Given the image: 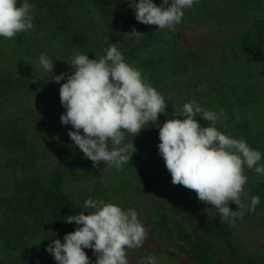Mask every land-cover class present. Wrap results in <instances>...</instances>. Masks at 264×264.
Here are the masks:
<instances>
[{"label":"trees","instance_id":"obj_1","mask_svg":"<svg viewBox=\"0 0 264 264\" xmlns=\"http://www.w3.org/2000/svg\"><path fill=\"white\" fill-rule=\"evenodd\" d=\"M135 2L28 0L33 28L15 39L0 36V264H57L45 249L78 227L66 216L90 211L83 208L89 197L137 212L147 236L126 250L129 264H141L139 252L157 264L173 256L185 264H264V175L245 165V207L229 204L244 215L230 227L194 191L171 183L156 125L126 134L137 151L112 185L105 173L116 168L94 167L69 138L72 126L60 122L66 109L51 75L74 72L68 63L76 52L98 59L116 43L164 97L157 124L194 99L218 114L219 131L260 151L264 164V0H199L175 31L138 22ZM133 27L143 35L127 34ZM41 54L53 61L52 74L40 66ZM254 196L260 203L252 210ZM245 222L262 233L253 245ZM84 251L95 264L93 250Z\"/></svg>","mask_w":264,"mask_h":264},{"label":"clouds","instance_id":"obj_2","mask_svg":"<svg viewBox=\"0 0 264 264\" xmlns=\"http://www.w3.org/2000/svg\"><path fill=\"white\" fill-rule=\"evenodd\" d=\"M195 3L199 0H162L157 6L153 0H139L132 9L138 22L175 31L184 9ZM34 8L28 0L19 5L18 0H0V36L12 39L32 29ZM127 34L143 35L134 27ZM38 59L44 71L52 74L53 61L46 54ZM68 64L74 72L51 75L50 79L60 84V102L66 109L60 122L72 126L69 138L94 167L103 162L107 167L122 169L137 151L133 140L125 143L126 134L135 137L145 125H156L159 154L171 174V183L194 191L200 202L212 206L221 222L235 227V220L243 218L244 212L233 211L229 204L245 207L241 199L248 179L245 165L264 175V164L258 165L260 151L250 148L243 139L219 131L218 114L202 108L194 99L183 104L182 113L174 112L175 118L157 124L167 107L164 97L146 75L125 61L116 43L98 59L76 52ZM62 80L66 82L61 84ZM180 115L184 118H178ZM197 116L210 126H202ZM259 203L258 196L252 197L251 209ZM83 208L90 211L66 216L65 222L78 227L65 234L63 242L55 239L45 250L57 264H92L84 249L93 250L95 264H129L126 250L141 247L147 236L137 212L91 197L84 201ZM141 264H157L156 257H145Z\"/></svg>","mask_w":264,"mask_h":264},{"label":"rangeland","instance_id":"obj_3","mask_svg":"<svg viewBox=\"0 0 264 264\" xmlns=\"http://www.w3.org/2000/svg\"><path fill=\"white\" fill-rule=\"evenodd\" d=\"M198 30H194V31H188L187 30V34H194L195 32H197ZM21 33H18L17 35H20ZM16 35V36H17ZM16 36L12 39H15ZM264 81V80H263ZM121 170V169H120ZM120 170H117V169H110L108 170L106 173H105V176L108 177V179L110 181H112V185L116 184V182H118L120 180ZM205 212L207 213L206 215H208V209L206 208L205 209ZM241 230L243 233H247L249 234L250 232V235L251 237L253 238V242L251 243L252 245L255 244L257 241L260 240V237L262 235L261 232H259L256 228H255V225L252 224L251 222H245V223H242L241 225ZM168 244V242H166ZM171 247V246H170ZM251 248V247H250ZM136 257H138L137 259H143V256L141 257L140 256V252L139 253H136L135 254ZM142 255V254H141ZM179 256V255H178ZM165 264H185V262H182V260H180V258L176 257V256H173V257H168L166 258Z\"/></svg>","mask_w":264,"mask_h":264}]
</instances>
